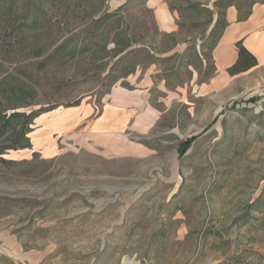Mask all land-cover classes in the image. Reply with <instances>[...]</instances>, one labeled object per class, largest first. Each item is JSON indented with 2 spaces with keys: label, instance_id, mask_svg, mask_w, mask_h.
I'll return each instance as SVG.
<instances>
[{
  "label": "rangeland",
  "instance_id": "obj_1",
  "mask_svg": "<svg viewBox=\"0 0 264 264\" xmlns=\"http://www.w3.org/2000/svg\"><path fill=\"white\" fill-rule=\"evenodd\" d=\"M144 1L104 3L126 2L137 42L157 38ZM216 1L178 0L191 46L178 76L153 77L146 95L118 78L150 58L114 61L115 32L84 22L92 0L44 3L26 42L2 13L0 113L39 116L30 148L5 149L12 137L0 136V264H264V71L210 89L226 10ZM122 104L137 107L125 129L84 138Z\"/></svg>",
  "mask_w": 264,
  "mask_h": 264
},
{
  "label": "crops",
  "instance_id": "obj_2",
  "mask_svg": "<svg viewBox=\"0 0 264 264\" xmlns=\"http://www.w3.org/2000/svg\"><path fill=\"white\" fill-rule=\"evenodd\" d=\"M124 4L126 2L116 5V8ZM144 10L148 11L152 16L154 32L157 35L156 40L147 41L143 39L141 42H136L115 58L113 57V60L119 61L124 56L127 58L128 53H137L139 51L145 53L150 58L148 66L141 67L138 63L133 64V71L128 72L122 78H118V81H138L140 85L137 88L142 90L140 94L144 93L146 95L152 86L153 77L156 78L160 75V81L165 83L172 81L173 78L178 76V56L179 58L182 57V53L186 48L191 46V39L190 36L183 35V31L178 26V0H145ZM237 18L238 12L235 7H228L225 10L224 19L227 25L222 30L215 46L211 50L210 60L214 67V73L207 81L211 90L224 89L230 86L232 81L242 76L249 75L255 71H264V3L253 5L251 14L247 20L238 22ZM210 32H212V29ZM239 42L255 58L256 66L244 73L230 76L227 70L237 61L236 44ZM180 45L182 46L180 47ZM114 48L115 45L113 44L112 49ZM169 61H175V67L170 68L169 66H165ZM151 67H157L158 69L150 71ZM141 68L143 72L140 71ZM147 68H149V72H147ZM160 68H162L161 71L159 70ZM174 87L177 88L178 85ZM134 110L132 106L124 104L116 105L114 108H111L112 115H104L100 118L92 126V132L86 133L84 138L86 136L110 135L111 133L122 131L132 121L135 115ZM148 113L150 114V119H154L153 113ZM104 126L109 127L111 132L101 134L100 127Z\"/></svg>",
  "mask_w": 264,
  "mask_h": 264
},
{
  "label": "trees",
  "instance_id": "obj_3",
  "mask_svg": "<svg viewBox=\"0 0 264 264\" xmlns=\"http://www.w3.org/2000/svg\"><path fill=\"white\" fill-rule=\"evenodd\" d=\"M65 1L68 0H7L6 3L0 2V16L3 12H10L12 10V13H15V21H17V24L12 23L13 20L11 22V28L12 31H14L12 33H14V35L16 36L15 38H18L20 42H26L28 33H24L23 30L25 28L30 29L32 26L36 25L37 15L35 14L42 8V5L46 2L63 4V2ZM73 1H80V5H83V2H85L86 0ZM234 1L235 0H218L214 3V6L222 7L223 9H227L228 7H235L238 12V22L247 20L251 14L252 6L256 4V0H252L250 2H247L245 0L244 3H241L239 5L234 4ZM104 3L105 0H92V2L87 6V13L86 15H84L86 20L84 22L89 23L90 29H92V31L98 30L99 28H108L111 29V31L115 32L114 40H112L113 44L115 45V48L112 49V56L115 58L118 54L134 45L137 41L130 40L126 35V30H124L123 28L124 18L122 11L125 7V4L116 8L112 12H109L106 8H104ZM224 15H220V19L218 18L214 27V29L217 28V26L221 27V31L218 32L220 34L227 25L225 19H223ZM221 18L223 19L222 22H220ZM1 23L5 22L0 20V24ZM218 37L213 43L212 48L215 46ZM236 49L238 53L237 61L231 68L227 70V73L230 76L244 73L256 66L255 58L246 51V49L241 45L240 42L236 44ZM35 56H38V54H36ZM213 73L214 67L210 65L209 77H211ZM38 116L39 114L34 111H31L29 114L14 112L9 115H2L0 113V136H2L3 134H8L9 131V134L12 137V143L5 149L18 150L30 148V142L27 138V135L31 132L29 126L33 124L34 120ZM185 148L180 151V156L184 155ZM2 152H0V154H2ZM2 162H4V160L0 158V163Z\"/></svg>",
  "mask_w": 264,
  "mask_h": 264
}]
</instances>
